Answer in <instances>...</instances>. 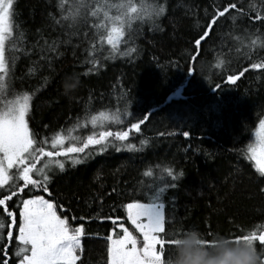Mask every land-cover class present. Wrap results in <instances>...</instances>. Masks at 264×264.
<instances>
[{
	"label": "trees",
	"instance_id": "obj_1",
	"mask_svg": "<svg viewBox=\"0 0 264 264\" xmlns=\"http://www.w3.org/2000/svg\"><path fill=\"white\" fill-rule=\"evenodd\" d=\"M129 2L137 12L120 7ZM230 3L236 7L208 28ZM113 22L123 32L115 49L101 39ZM10 23L0 112L6 100L28 97L33 147L52 150L56 135L75 138L64 147L79 146L89 135L129 130L148 118L124 141L108 137L82 156H57L77 155L81 163L44 181L47 191L25 188L6 202L16 217L11 240V218L0 206V247L7 253L0 252V261L21 258L15 237L23 199L47 198L73 229L82 227L76 264H109L108 237L123 233L108 217L131 230L125 206L160 193V237L171 241L160 250L162 264H178L186 251L201 264H237L253 243L264 264L258 240L232 239L264 231V175L248 154L264 117V68L250 67L264 63V0H13ZM53 41L57 51L42 53ZM242 70L235 82L226 81ZM69 78L76 87L65 89ZM47 160L41 157L37 167Z\"/></svg>",
	"mask_w": 264,
	"mask_h": 264
},
{
	"label": "snow or ice",
	"instance_id": "obj_2",
	"mask_svg": "<svg viewBox=\"0 0 264 264\" xmlns=\"http://www.w3.org/2000/svg\"><path fill=\"white\" fill-rule=\"evenodd\" d=\"M81 5H77L80 7ZM120 7L128 12H137V6L131 2L121 4ZM234 3L226 5L223 10L213 14L209 21L208 28L215 22L216 16H222L229 8H235ZM13 0H0V82L3 81L4 75L7 74V64L5 60L6 41L12 36V25L10 17L12 16ZM144 10V5H141L140 11ZM139 14V13H138ZM260 17L257 16V19ZM116 19H120L117 17ZM123 32L119 26L113 22L106 29V34L101 39L106 40L108 45L113 49L116 47V42ZM208 35L206 29L204 33L194 41L198 47L201 40ZM42 53L47 51L56 52V41L52 44H47L41 49ZM42 59L45 55L41 56ZM95 63V61H90ZM253 69L264 68V63H252ZM91 70V69H89ZM31 71V69H30ZM238 75H243V70L238 74L228 75L227 82H235ZM2 86V83H0ZM65 89L76 87V81L69 78L65 81ZM218 83L215 88L220 89ZM28 97L24 96L21 100L18 98L14 104H11L7 110L0 112V206H3L2 211L7 213L11 218L9 231L7 232L8 240L13 237L11 225L16 223L15 213L9 210L7 201L13 196H18L25 188L30 191L35 188H43L44 181L48 179L43 174V168L49 163L58 164L63 168V163L57 160H52V157L68 153H82L89 145L100 144L101 141L108 137H113L115 140L124 141L129 136V130L135 129L139 131V125L148 118L144 115L140 120L130 125L129 130L119 131H102L98 138L89 135L86 141L81 145H70L64 147V138L56 135L50 142L52 150H46L45 147H33L34 140L30 138L27 124L25 122V112L27 111ZM184 136H188L187 131L183 132ZM47 143V141L43 142ZM251 154L250 158L256 162L257 171L264 175V121H261V131L257 134V143L249 147ZM41 157H47L48 161L43 167H37V162ZM15 168V173H10L9 170ZM169 176H172L171 169H165ZM151 172L146 175H151ZM34 176H42L43 179H35ZM175 177H173L174 179ZM12 180L10 184L9 181ZM16 180H22L23 183H16ZM7 186V187H6ZM19 211L20 222L18 225V235L15 237L20 242L19 252L17 255L23 254L19 264H75L78 256L76 250L80 247V236L82 227L72 228L66 217H61L57 214L56 206L52 201L44 199L42 196H34L21 201ZM127 219L135 229L143 237L142 248H137V239L122 223H117L119 218L108 217L112 220L115 227H119L123 235L116 239L108 237L110 241L108 247V257L110 264H157L158 254L164 248L165 243L170 244L171 241H165L159 237V233L164 231V215L161 211L163 205L160 203H141L134 201L126 206ZM3 225L0 224V228ZM233 240L249 239L259 241L264 245V231L259 234L252 232L246 235H238L232 237ZM157 245L160 246L159 250ZM0 252L7 253L3 247H0ZM0 264H8L7 259L0 261Z\"/></svg>",
	"mask_w": 264,
	"mask_h": 264
},
{
	"label": "rangeland",
	"instance_id": "obj_3",
	"mask_svg": "<svg viewBox=\"0 0 264 264\" xmlns=\"http://www.w3.org/2000/svg\"><path fill=\"white\" fill-rule=\"evenodd\" d=\"M123 31L125 30V29H127L128 27H129V23L125 20L124 22H123ZM5 59H6V57H5ZM7 64V73H8V70H9V64L8 63H6ZM6 76H7V74L6 75H4V78H3V81L2 82H4V80H5V78H6ZM1 90H2V92H3V94L4 95H6V93L8 92V87H6V86H4V85H2L1 86ZM21 100V102H22V99H20ZM17 101V99H13V100H6L5 101V104H4V107H3V110L5 111V110H7V108L11 105V104H14L15 102ZM27 104H28V107H27V111H28V108H29V103H28V101H27ZM27 111L25 112V117H24V119H25V122H26V124H27ZM261 121H264V117L259 121V123H258V125H257V127H256V129H255V133H254V135H253V138H252V141H251V144H250V146H252V145H255L256 143H257V134H258V132H260L261 131ZM27 127H28V124H27ZM85 128V127H84ZM28 131H29V136H30V130H29V128H28ZM30 138H31V136H30ZM75 141V138L74 137H70V138H64V141H63V143H64V145L66 144V143H68V142H74ZM249 146V147H250ZM101 153H102V149H100L99 150V152H98V155H101ZM83 154H85V151L84 152H82L81 153V155H79V156H82ZM248 154H249V157L251 156V154H250V152H249V149H248ZM64 154H62L61 156H63ZM251 159V158H250ZM52 160H57V161H60L61 163H63V168H60L59 167V165L58 164H55V163H49L48 165H47V167H44L43 168V174L44 175H46L47 177H48V179L53 175V174H55L56 172H59V171H63V170H65L68 166H76V165H79L80 163H81V161L78 159V156L77 155H69V156H66L65 155V157H52ZM48 161V160H47ZM47 161H45V162H47ZM251 161L254 163V165H255V167L257 168V166H256V162L254 161V160H252L251 159ZM44 162V163H45ZM43 167V166H42ZM9 171H11V170H9ZM38 178H40V179H43V177L42 176H37ZM47 179V180H48ZM44 199H46V200H49V199H47V198H44ZM51 201V200H50ZM53 202V201H52ZM151 202H153V203H160V204H162L163 205V203H162V200H161V194L160 193H158V194H156L155 195V197L152 199V201ZM53 204H54V202H53ZM55 205V204H54ZM56 211H57V214L58 215H60V213L58 212V210H57V208H56ZM161 211H162V213H163V215H164V206L162 207V209H161ZM61 216V215H60ZM130 222V221H129ZM131 224V223H130ZM120 229V228H119ZM133 229V230H132ZM132 230V231H131ZM131 230H129V232H131L132 234H133V236H135L136 237V239H137V248H142V245H143V237H142V235L135 229V226L134 225H132L131 224ZM160 234L161 233H159L158 235H159V237H160ZM83 230H82V234H81V236H80V247L76 250V255L78 256V250H80L81 248H82V241H83ZM111 237H112V239H116L115 238V236H114V233H112V235H111ZM20 243V242H19ZM109 244H110V241H109ZM20 247H22V245H20ZM159 248H160V246L159 245H157V249L159 250ZM22 255L23 254H20L19 256L21 257L20 259H22ZM79 260V258L76 260V262H75V264L77 263V261ZM162 259H161V254H160V252H159V254H158V259H157V264H162V261H161ZM20 261V260H19ZM18 264H19V262H18ZM109 264H110V262H109Z\"/></svg>",
	"mask_w": 264,
	"mask_h": 264
},
{
	"label": "clouds",
	"instance_id": "obj_4",
	"mask_svg": "<svg viewBox=\"0 0 264 264\" xmlns=\"http://www.w3.org/2000/svg\"><path fill=\"white\" fill-rule=\"evenodd\" d=\"M190 247V244L188 245ZM165 264H168L165 260ZM178 264H201L200 256H193L190 252H185L183 259ZM237 264H261L259 253L255 244L248 246L240 255Z\"/></svg>",
	"mask_w": 264,
	"mask_h": 264
}]
</instances>
